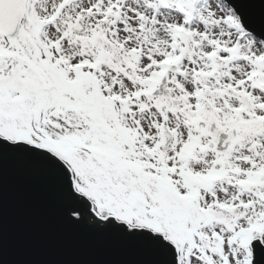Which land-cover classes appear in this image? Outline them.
Returning a JSON list of instances; mask_svg holds the SVG:
<instances>
[{"label":"snow or ice","instance_id":"obj_1","mask_svg":"<svg viewBox=\"0 0 264 264\" xmlns=\"http://www.w3.org/2000/svg\"><path fill=\"white\" fill-rule=\"evenodd\" d=\"M9 165L125 264H264V0H0Z\"/></svg>","mask_w":264,"mask_h":264},{"label":"water","instance_id":"obj_2","mask_svg":"<svg viewBox=\"0 0 264 264\" xmlns=\"http://www.w3.org/2000/svg\"><path fill=\"white\" fill-rule=\"evenodd\" d=\"M0 264H125L133 253L64 225L40 181L6 166L0 182Z\"/></svg>","mask_w":264,"mask_h":264}]
</instances>
